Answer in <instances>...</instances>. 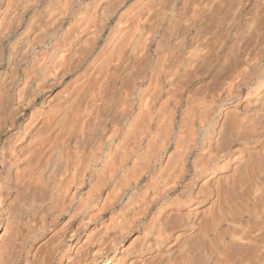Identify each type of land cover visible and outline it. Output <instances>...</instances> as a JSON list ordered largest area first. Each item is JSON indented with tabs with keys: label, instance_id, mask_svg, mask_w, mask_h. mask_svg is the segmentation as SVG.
Returning a JSON list of instances; mask_svg holds the SVG:
<instances>
[{
	"label": "bare ground",
	"instance_id": "6f19581e",
	"mask_svg": "<svg viewBox=\"0 0 264 264\" xmlns=\"http://www.w3.org/2000/svg\"><path fill=\"white\" fill-rule=\"evenodd\" d=\"M263 139L264 0H0V264L172 254Z\"/></svg>",
	"mask_w": 264,
	"mask_h": 264
},
{
	"label": "rangeland",
	"instance_id": "374dc122",
	"mask_svg": "<svg viewBox=\"0 0 264 264\" xmlns=\"http://www.w3.org/2000/svg\"><path fill=\"white\" fill-rule=\"evenodd\" d=\"M259 143L256 146L240 150V152L244 150L243 153L245 150L247 152V154L244 153L247 157L243 155L245 156L244 167L241 166L243 168L240 167L241 169L236 172H234L236 169H231L226 173L219 174L218 178H213L206 186L205 192L198 194V197L205 200L201 208L194 211L196 213L194 214L195 217L192 216L193 218L188 219L185 215L188 210H182V213L179 212V214L184 215L180 217L182 221L184 220L181 221L182 224L185 222V225H189L187 230L179 231L181 235L180 242L173 246L172 254H163L164 250L159 252L158 255H156L157 252H154L153 257L148 259V264H161V260L167 261V259L171 260L170 263L172 264L264 263V139ZM249 151L253 152L250 154L252 158L250 157V161L248 160L250 163L248 167H245V163L246 166L248 163ZM240 152L238 150V153ZM201 183L198 184L193 193L200 190ZM211 191H213L212 194ZM260 212L262 218L258 215ZM168 214L169 212L164 214L163 221L169 220ZM260 218L261 220H259ZM193 222H195L194 227H191L190 223L192 225ZM153 230L156 231V229L150 230L152 236L155 232ZM188 234L190 235L188 236ZM185 236H187V240ZM189 237L192 239L190 240ZM187 242L191 244L189 245ZM169 245L167 246L169 247ZM167 246L165 249H167ZM175 247H177V250ZM154 256L156 257L154 258ZM165 262L164 264L169 263L168 261Z\"/></svg>",
	"mask_w": 264,
	"mask_h": 264
}]
</instances>
